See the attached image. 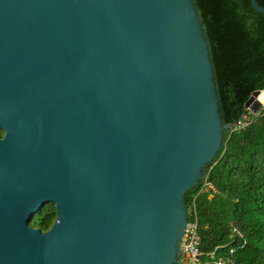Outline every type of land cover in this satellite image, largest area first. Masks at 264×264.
<instances>
[{"label":"water","instance_id":"1","mask_svg":"<svg viewBox=\"0 0 264 264\" xmlns=\"http://www.w3.org/2000/svg\"><path fill=\"white\" fill-rule=\"evenodd\" d=\"M231 128L192 0H0V264H179Z\"/></svg>","mask_w":264,"mask_h":264},{"label":"trees","instance_id":"2","mask_svg":"<svg viewBox=\"0 0 264 264\" xmlns=\"http://www.w3.org/2000/svg\"><path fill=\"white\" fill-rule=\"evenodd\" d=\"M192 1L208 46L220 117L232 126L241 119L247 124L225 131L203 180L184 194L186 219H195L202 264H214L215 257H227L224 264H264V118L243 107L251 91L264 89V14L249 0ZM256 1L264 7V0ZM54 216L53 204L45 203L29 225L44 231Z\"/></svg>","mask_w":264,"mask_h":264},{"label":"built area","instance_id":"3","mask_svg":"<svg viewBox=\"0 0 264 264\" xmlns=\"http://www.w3.org/2000/svg\"><path fill=\"white\" fill-rule=\"evenodd\" d=\"M259 116L264 118V103L260 104L257 112ZM247 124L245 119H241L237 121L233 126V129H241ZM198 235L196 232V222L194 221L188 222L186 221L184 230L182 232V236L180 239V257H179V264H202L200 260V256L202 252L198 248ZM217 247H215L212 251L208 253L210 257L213 256V252ZM232 249H228V253L231 254ZM227 261V257H215L213 258L212 262L214 264H224Z\"/></svg>","mask_w":264,"mask_h":264},{"label":"rangeland","instance_id":"4","mask_svg":"<svg viewBox=\"0 0 264 264\" xmlns=\"http://www.w3.org/2000/svg\"><path fill=\"white\" fill-rule=\"evenodd\" d=\"M207 185V184H206ZM202 190H206L205 185L202 187ZM208 197H210V194L208 195Z\"/></svg>","mask_w":264,"mask_h":264},{"label":"flooded vegetation","instance_id":"5","mask_svg":"<svg viewBox=\"0 0 264 264\" xmlns=\"http://www.w3.org/2000/svg\"><path fill=\"white\" fill-rule=\"evenodd\" d=\"M3 136V131L0 130V138Z\"/></svg>","mask_w":264,"mask_h":264}]
</instances>
